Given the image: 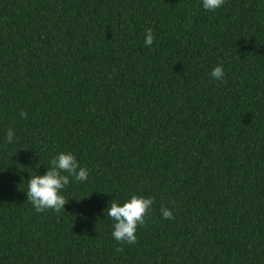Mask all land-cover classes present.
Here are the masks:
<instances>
[{"label":"trees","instance_id":"16d2710c","mask_svg":"<svg viewBox=\"0 0 264 264\" xmlns=\"http://www.w3.org/2000/svg\"><path fill=\"white\" fill-rule=\"evenodd\" d=\"M58 152L88 180L36 212ZM133 194L129 245L103 210ZM0 264H264V0H0Z\"/></svg>","mask_w":264,"mask_h":264},{"label":"clouds","instance_id":"9594fccd","mask_svg":"<svg viewBox=\"0 0 264 264\" xmlns=\"http://www.w3.org/2000/svg\"><path fill=\"white\" fill-rule=\"evenodd\" d=\"M200 2L206 12H214L223 6L225 0H200ZM154 39L152 29H146L144 46H152ZM210 76L213 80L223 81L225 76L223 66L217 65L212 68ZM24 115L22 112L21 116ZM13 139L14 129L9 128L5 135V141L10 143L13 142ZM88 176L89 170L79 164L72 152H58L48 160L47 170L44 174L29 175L25 192L26 200L36 212L45 210L60 212L64 210V205L69 201L66 200L63 193L70 181L82 183L88 180ZM153 203L151 197L143 195L133 194L123 202L114 197L103 210L104 215L106 214L107 218L112 221V238L120 243L135 244L137 229L144 225L145 217ZM160 212L162 218L173 219V212L168 208L162 207Z\"/></svg>","mask_w":264,"mask_h":264}]
</instances>
